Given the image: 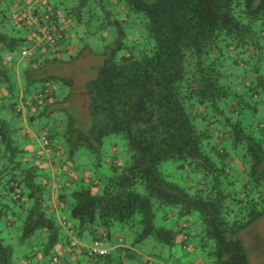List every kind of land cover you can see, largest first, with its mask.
I'll list each match as a JSON object with an SVG mask.
<instances>
[{
  "label": "trees",
  "instance_id": "16d2710c",
  "mask_svg": "<svg viewBox=\"0 0 264 264\" xmlns=\"http://www.w3.org/2000/svg\"><path fill=\"white\" fill-rule=\"evenodd\" d=\"M15 1L0 0V264H251L240 236L264 217V0H74L65 16L49 1L37 25ZM89 37L99 65L77 94L62 58ZM27 42L22 71L12 55ZM55 164L71 173L54 189ZM117 224L132 239L106 257L70 239L110 245Z\"/></svg>",
  "mask_w": 264,
  "mask_h": 264
},
{
  "label": "rangeland",
  "instance_id": "374dc122",
  "mask_svg": "<svg viewBox=\"0 0 264 264\" xmlns=\"http://www.w3.org/2000/svg\"><path fill=\"white\" fill-rule=\"evenodd\" d=\"M49 1H50L52 6H56L58 8H61L63 16H65V14H66L65 7L72 8L74 6V4H76V2L74 0H22L21 2H20V0H16L13 3L14 6L12 7L11 13L12 12L15 13V11L16 12L19 11L20 14H23V11L26 8H29L28 14L30 16L33 15L35 18V21H34L35 23L33 25H37L39 22V20L37 21V15H36L37 6L38 7L40 6L39 13L42 16H45L46 14H44V13L46 12L47 7H49L48 6ZM9 9H11V7H9ZM25 38L27 39L26 36H25ZM79 42H81V41H79ZM25 44L30 45V42L22 43V45H20V49L18 50V53H15L12 55L13 56V58H12L13 64L21 65L22 71H23L24 65L26 64L25 57L21 53L22 49L24 48L23 45H25ZM78 46H79V48L78 49L75 48L73 53L70 54V56L64 55L62 58L64 60V62L66 63L65 67L70 69L69 75L74 79L73 82L67 84L66 86L70 90H72L73 92H75L77 94L81 91V87L86 84V82L88 81V78L93 74L92 73L91 75H89V70H87V68L88 67H96L99 65V63L96 64V56H94L90 53V48L92 50L93 49L96 50V48H97L93 45L91 37L85 39L83 41V43L81 42ZM102 62H103V60L100 61V63H102ZM9 63H11V62H9ZM89 64H93V65H89ZM90 79H91V77H90ZM82 105L84 106V103H82ZM86 113H88V112L86 111ZM86 113H84L83 118L81 119V121L84 125H88L87 123L90 120V116ZM114 139H116V138H114ZM122 142L123 141L121 139H118V140L113 141L112 145L116 146L119 151L123 152L122 151ZM107 146L110 150L113 148V147H111V142H109ZM84 159H85V156L82 157L80 161L81 162L88 161V160H84ZM165 166L168 167L167 164ZM53 174L58 175V177L62 175L60 173V169L57 172L54 171ZM53 174H50V175H52V178H55V176ZM97 176L99 177V179L102 180V179L106 178L108 176V174L106 172H102V173L98 172ZM91 177H92V174H91ZM72 223L73 224L76 223L78 225L77 222L72 221ZM9 233H10L9 230H6L4 232V236L8 237ZM110 233L113 235V238H112L113 242L112 243L115 246L117 243V242H115L116 241L115 239H119V241H122V238L127 239V243H129L132 239L131 233L129 232V228L128 227L123 228V226H120L118 224L114 225L110 229ZM18 236L19 235H16L14 238V240L16 242V246H15L16 255L19 254V253H17V251H20V246H21V245L18 246V244H20L19 243L20 240L18 239ZM240 238L242 240V243H243L246 251L248 252L250 263L251 264H264V217L259 219L256 223H254L246 231H244L241 234ZM74 240H76V238ZM79 243L83 244L85 248L86 247L89 248V246H92V244H93V236L91 234L85 235L83 237V241H79ZM126 245H127V247L131 246L129 244H126ZM110 248L113 249L112 245L110 246ZM21 251L22 252L23 251L28 252L26 248L22 249ZM114 251L115 250H113V252ZM59 253H61V255H62V251ZM21 258L22 257H20V260H21ZM94 258L98 259V257H94ZM15 264H20V263L16 261ZM124 264H137V262L134 260H130L127 262L125 261Z\"/></svg>",
  "mask_w": 264,
  "mask_h": 264
},
{
  "label": "crops",
  "instance_id": "0c3cea01",
  "mask_svg": "<svg viewBox=\"0 0 264 264\" xmlns=\"http://www.w3.org/2000/svg\"><path fill=\"white\" fill-rule=\"evenodd\" d=\"M18 66H16V68H17ZM56 164H58V163H56ZM54 165L56 168H58L59 169V167H61V164L58 166V165ZM60 170H62L63 172H62V175L61 176H59L58 177V175H56V174H53L54 176H55V181H54V185H53V188L55 189V188H57L58 187V181L60 180V181H62V177L64 176V172H70V169H69V167L68 166H63L62 168H60ZM54 171H58V170H55V169H53L52 170V173H54ZM71 173V172H70ZM88 174H89V176H91V174L90 173H87V176H88ZM59 178V179H58ZM98 178V177H97ZM103 180V179H102ZM54 211H56V212H60L61 210H62V208L63 207H65L64 209H67V205L65 204V202L64 203H60V200L59 199H57V197H55V195H54ZM112 245H113V248L114 247H117L118 246V243H116V246L113 244V243H111ZM111 244L109 245V246H111ZM63 249H64V247H63ZM63 249H59L58 248V250L57 251H59V252H63ZM77 251V250H76Z\"/></svg>",
  "mask_w": 264,
  "mask_h": 264
},
{
  "label": "built area",
  "instance_id": "2783aa9c",
  "mask_svg": "<svg viewBox=\"0 0 264 264\" xmlns=\"http://www.w3.org/2000/svg\"><path fill=\"white\" fill-rule=\"evenodd\" d=\"M52 36L51 34H47V40H51ZM91 256H106L109 254V250L107 249L106 245L104 244V242H95V244L90 248L89 251Z\"/></svg>",
  "mask_w": 264,
  "mask_h": 264
},
{
  "label": "clouds",
  "instance_id": "9594fccd",
  "mask_svg": "<svg viewBox=\"0 0 264 264\" xmlns=\"http://www.w3.org/2000/svg\"><path fill=\"white\" fill-rule=\"evenodd\" d=\"M68 230L72 232V228H71L70 226H69ZM75 238H77V237L74 235V233H72V235L70 236V239L73 240L76 244L79 245V244H80V243H79V240H78V239L74 240ZM99 241L104 242V241H102V240L94 241L93 244H92V246L95 244V242H99ZM104 244L106 245L107 249L109 250V254L106 255V256H109V255L111 254L112 250H111L109 244H107L106 242H104ZM74 245H75V244H74ZM78 245L75 246V250H77L76 252H79V251H80V250L78 249V247H77ZM80 245H81L82 247L84 246L83 244H80ZM92 246H89V248L86 247V248L88 249V253H89L90 248H91ZM121 248H122V247H121ZM89 255H90V253H89ZM90 256H91V255H90ZM96 256H99V255H96ZM106 256H100V257H106Z\"/></svg>",
  "mask_w": 264,
  "mask_h": 264
}]
</instances>
